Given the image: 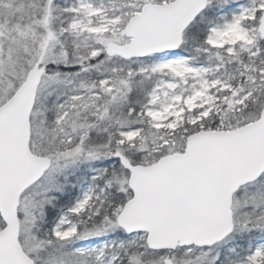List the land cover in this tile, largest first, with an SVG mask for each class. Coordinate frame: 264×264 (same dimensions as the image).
<instances>
[{
  "label": "snow or ice",
  "instance_id": "snow-or-ice-1",
  "mask_svg": "<svg viewBox=\"0 0 264 264\" xmlns=\"http://www.w3.org/2000/svg\"><path fill=\"white\" fill-rule=\"evenodd\" d=\"M0 264H264V0H0Z\"/></svg>",
  "mask_w": 264,
  "mask_h": 264
}]
</instances>
